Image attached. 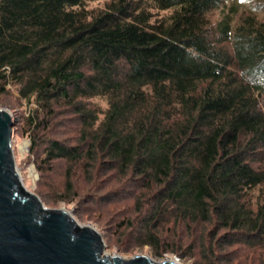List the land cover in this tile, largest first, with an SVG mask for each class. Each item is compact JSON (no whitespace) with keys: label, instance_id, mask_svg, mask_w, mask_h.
Segmentation results:
<instances>
[{"label":"trees","instance_id":"1","mask_svg":"<svg viewBox=\"0 0 264 264\" xmlns=\"http://www.w3.org/2000/svg\"><path fill=\"white\" fill-rule=\"evenodd\" d=\"M105 4L0 0V104L27 108L38 192L70 204L83 176L155 255L264 264V0Z\"/></svg>","mask_w":264,"mask_h":264},{"label":"water","instance_id":"2","mask_svg":"<svg viewBox=\"0 0 264 264\" xmlns=\"http://www.w3.org/2000/svg\"><path fill=\"white\" fill-rule=\"evenodd\" d=\"M13 124L12 113L0 107V264H181L176 257L100 256L104 244L95 228L78 223L65 207H44L22 186L11 149Z\"/></svg>","mask_w":264,"mask_h":264},{"label":"rangeland","instance_id":"3","mask_svg":"<svg viewBox=\"0 0 264 264\" xmlns=\"http://www.w3.org/2000/svg\"><path fill=\"white\" fill-rule=\"evenodd\" d=\"M109 0H86V7L90 11H97L100 8L105 7V3H107ZM234 1V0H232ZM242 12V9L240 8L238 13ZM238 15V14H237ZM259 17H264V10H261L258 12ZM217 17V11H213L211 18L215 19ZM97 106H99L101 109H104L106 106V103L101 98H94L92 100ZM1 108H5L9 110L12 113V116L14 118V124L12 126V155L14 158L15 166L20 173L21 177V184L24 187L26 191H30L38 196L40 201L42 202L43 206L46 208H53L58 209L61 207H65L70 210L71 215L75 218V220L83 225H90L93 228H95L101 235L102 241H103V249L100 252V256L104 255L110 258L113 254H118L121 257L129 258L133 255L137 254H145L153 259L160 261L165 257L168 258H178V261L181 264H196L198 262V256L196 253V257H187V256H180L179 254H176L174 252H165L162 255H155L151 248L148 245L138 246L135 243H133L130 239L124 238L120 232H116L115 228V218L114 214H108L107 211H103L101 209H98V205L95 203H92L90 200V196L88 195L89 191H86L85 188V180L82 176L80 178V181L77 185H80L81 190L78 192V196L74 199L73 202L70 204H66L63 201H56L53 200L50 196V199L52 200L49 202L47 197L43 194H40L38 192V189L40 187L39 182L41 181L39 179V173L36 169L34 160L32 156H29V148L31 145V140L21 134L20 129V119L21 115L24 114V111L27 109L26 106L18 108H10L6 104H0ZM25 141H29L26 143ZM25 143V144H24ZM24 144V145H23ZM22 148H20V146ZM39 151L41 148H38ZM33 165L35 173L37 174V177L34 175V171L31 167ZM60 168H56L53 171L50 172V174L47 175V185L42 184L41 186H51V187H59L61 186L62 182V176L60 173ZM43 187V188H44ZM257 192L254 195L257 196ZM89 197V198H88ZM184 243L187 242V240L184 238ZM229 253L226 255L227 261H221L218 262V264H256L255 262H250L248 259H244V255H242V252L240 254L236 252L235 248L231 249ZM240 254V255H239ZM195 257V259H194ZM103 258V257H102ZM202 259V257H201Z\"/></svg>","mask_w":264,"mask_h":264},{"label":"bare ground","instance_id":"4","mask_svg":"<svg viewBox=\"0 0 264 264\" xmlns=\"http://www.w3.org/2000/svg\"><path fill=\"white\" fill-rule=\"evenodd\" d=\"M24 144H25V143H24ZM24 144H23V145H24ZM23 145H21L20 148H22ZM20 178H21V177H20ZM66 210H67V209H66Z\"/></svg>","mask_w":264,"mask_h":264}]
</instances>
